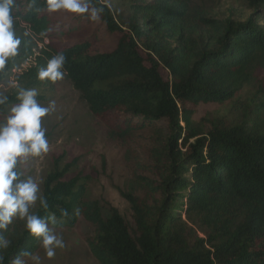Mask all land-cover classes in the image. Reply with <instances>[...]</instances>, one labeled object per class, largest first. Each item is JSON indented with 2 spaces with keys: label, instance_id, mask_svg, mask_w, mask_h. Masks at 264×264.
Wrapping results in <instances>:
<instances>
[{
  "label": "trees",
  "instance_id": "trees-1",
  "mask_svg": "<svg viewBox=\"0 0 264 264\" xmlns=\"http://www.w3.org/2000/svg\"><path fill=\"white\" fill-rule=\"evenodd\" d=\"M246 1L252 13L243 21L211 18L194 0H124L117 14L109 0H92L104 8L98 21L43 11L44 0L17 13L18 34L30 36L22 38L15 65L37 39H49L18 74L22 86L52 89L57 81L38 80L37 69L63 52L64 79L109 137L130 142L147 135L148 159L136 160L127 189L119 190L128 216L112 207L103 214L98 200L86 198L89 176L76 158H54L43 180L49 208L37 204L36 211L55 213L54 228L84 218L99 264H264V86L233 100L255 85V70L264 66V0ZM103 36L110 44L99 48ZM227 101L235 102L231 119L192 118L201 103ZM5 236L11 244L2 250L4 264L34 253L40 242L20 219Z\"/></svg>",
  "mask_w": 264,
  "mask_h": 264
},
{
  "label": "rangeland",
  "instance_id": "rangeland-1",
  "mask_svg": "<svg viewBox=\"0 0 264 264\" xmlns=\"http://www.w3.org/2000/svg\"><path fill=\"white\" fill-rule=\"evenodd\" d=\"M194 2L206 11L207 16L215 19L233 18L243 21L252 13L247 7L246 0H194ZM109 4L117 14L125 9L126 3L124 0H109ZM45 40L47 43H44ZM109 41L108 37L103 36L101 43L98 44L99 48L109 46ZM37 42L44 43V47H47L49 39L44 36L37 39L36 45ZM39 51L38 49L36 52ZM255 73L257 78L255 85L242 90L233 100L251 98L257 93L258 85L264 86V66L258 67ZM38 91L46 98L38 100L41 104L46 106L49 100L56 101V110L43 118L49 151L39 157L30 158L27 163L21 165L22 170L40 179L42 190L43 180L51 169L54 158L63 156L64 163L76 158L77 169L82 170L83 175L89 176L86 181V198L98 200L103 214H107L112 207L128 216L129 205L119 190L127 189L136 160L148 159L144 138L147 135L141 133L137 141L130 142L109 137L104 121L89 112L79 92L64 78L57 81L52 89ZM262 94L263 92L259 95ZM234 104L233 101L222 104L201 103L195 107L192 118L197 123H207L209 120L219 118L231 119ZM3 118V114L0 113V120ZM53 230L62 235L65 247L56 249V254L49 258L40 240L38 248L33 253L40 257V264H99L85 239L92 228L84 218H79L72 227L61 226ZM22 259L26 264H33L31 257Z\"/></svg>",
  "mask_w": 264,
  "mask_h": 264
},
{
  "label": "clouds",
  "instance_id": "clouds-1",
  "mask_svg": "<svg viewBox=\"0 0 264 264\" xmlns=\"http://www.w3.org/2000/svg\"><path fill=\"white\" fill-rule=\"evenodd\" d=\"M22 6L33 10L36 0H26V3L0 0V113L4 117L0 120V264H4L2 250L8 249L11 244L5 232L14 219L23 220L28 233L41 240L47 257H53L56 249L65 247L62 235L53 230L58 224L55 213L40 216L36 211L37 204L45 211L49 208L40 187L42 181L21 168L30 158L48 153L49 141L43 118L56 110L55 100H49L46 106L41 104L37 99L38 89L24 87L18 79L21 69L29 67V62L22 66L13 63L20 53L22 38L30 36L28 30L18 34L15 27L19 19L17 13ZM42 10L49 13L63 10L98 21L104 8L94 6L92 0H44ZM65 61L63 52L55 54L45 66L38 67L37 79L53 83L63 79ZM4 75L7 76L6 81ZM10 97L15 98L14 102ZM67 215L68 212L62 210L61 216ZM22 257H31L33 264H40V257L27 250L17 254L10 264H26Z\"/></svg>",
  "mask_w": 264,
  "mask_h": 264
},
{
  "label": "built area",
  "instance_id": "built-area-1",
  "mask_svg": "<svg viewBox=\"0 0 264 264\" xmlns=\"http://www.w3.org/2000/svg\"><path fill=\"white\" fill-rule=\"evenodd\" d=\"M44 43H45V41H44ZM44 43H41V44H39L38 42H37V45L35 46L36 48L35 49H33L32 50V52L27 56V57H25V59L18 65V66H22L25 62H29V66L32 64V63H34V60H35V58H36V56H38L39 54H40V51L44 48ZM41 45H43V47H41ZM40 50L39 51V53L38 52H36L37 50ZM23 70H25V68H22L21 69V72L23 71Z\"/></svg>",
  "mask_w": 264,
  "mask_h": 264
}]
</instances>
